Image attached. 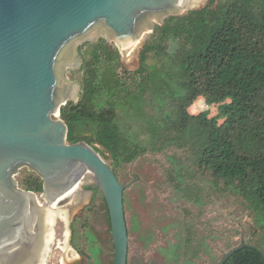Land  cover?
<instances>
[{"label": "trees", "instance_id": "obj_1", "mask_svg": "<svg viewBox=\"0 0 264 264\" xmlns=\"http://www.w3.org/2000/svg\"><path fill=\"white\" fill-rule=\"evenodd\" d=\"M208 2L156 24L133 72L105 39L84 42L79 97L62 105L59 117L67 141H85L111 159L116 176L145 153H167L165 181L179 197L199 202L200 180L208 178L244 200L264 235V0ZM147 96L151 110L144 107ZM199 96L217 105L215 115L209 108L189 112ZM19 183L43 189L34 171ZM98 192L93 189V198ZM242 243L248 246L224 264H264V245L241 241L230 249Z\"/></svg>", "mask_w": 264, "mask_h": 264}, {"label": "water", "instance_id": "obj_2", "mask_svg": "<svg viewBox=\"0 0 264 264\" xmlns=\"http://www.w3.org/2000/svg\"><path fill=\"white\" fill-rule=\"evenodd\" d=\"M205 1L0 0V264L44 262L59 216L68 244L73 216L93 195L82 188L90 185L107 204L113 264L128 263L123 192L139 177L121 183L92 146L67 141L59 111L78 100L79 86L64 73L81 64L76 45L98 36L114 39L124 67L135 69L152 21L161 24ZM22 167L37 173L42 191L19 187L14 176ZM244 246L228 250L218 264ZM67 251L68 263L80 260Z\"/></svg>", "mask_w": 264, "mask_h": 264}, {"label": "rangeland", "instance_id": "obj_3", "mask_svg": "<svg viewBox=\"0 0 264 264\" xmlns=\"http://www.w3.org/2000/svg\"><path fill=\"white\" fill-rule=\"evenodd\" d=\"M182 12L169 15L186 13ZM156 24L160 23L152 21L153 29ZM153 29L138 49V66L127 71L133 72L140 67V50L151 38ZM99 38L117 48L114 39L98 36L78 43L77 52L84 42H94ZM80 59L82 63L81 56ZM148 62L153 60L149 58ZM64 75L68 81L78 83L79 97L81 64L65 71ZM148 97L144 107L151 110ZM206 108H209V116L217 113L216 104L207 106L204 98L199 96L188 110L197 113ZM133 122V128H139V124ZM167 155L145 153L118 170L117 177L121 183L139 176L138 181L123 192L129 236L128 264H217L226 251L241 241L264 245V235L257 230L244 200L225 190H218L208 178L200 180L202 195L199 202L188 203L179 197L165 181ZM106 161L110 163L111 159ZM28 171L27 167H22L14 176L21 188L19 180ZM71 225L74 230L71 243L80 257L79 264H110L113 261L111 232L100 190L95 198L92 195L76 211ZM89 237L94 238L93 242Z\"/></svg>", "mask_w": 264, "mask_h": 264}, {"label": "flooded vegetation", "instance_id": "obj_4", "mask_svg": "<svg viewBox=\"0 0 264 264\" xmlns=\"http://www.w3.org/2000/svg\"><path fill=\"white\" fill-rule=\"evenodd\" d=\"M90 190L93 192L91 185L90 186H84L82 188V191H84V192H87ZM58 222L60 224H58ZM47 228H48V226H47ZM50 228H51V226H50ZM45 230H46V227H45ZM51 230H52L51 236H53V238L51 239V241L48 244L49 249L45 255V260H44V262L36 261L35 264H63V263L64 264H79V260L70 261L68 263V257H66V256H70L72 254H70L71 252H68V251H67L68 254H66L65 253V247L69 246L71 248V251H72V249L74 250V247L71 243L72 230H71V236L69 238V241L67 242L68 244H66L65 231H64V235H62V218L60 216L55 219V222L52 225ZM62 236L64 237L63 240H62ZM62 259H64L63 262H62Z\"/></svg>", "mask_w": 264, "mask_h": 264}]
</instances>
